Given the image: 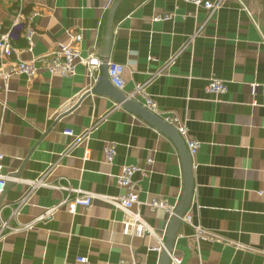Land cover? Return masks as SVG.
Listing matches in <instances>:
<instances>
[{
  "label": "crops",
  "instance_id": "0c3cea01",
  "mask_svg": "<svg viewBox=\"0 0 264 264\" xmlns=\"http://www.w3.org/2000/svg\"><path fill=\"white\" fill-rule=\"evenodd\" d=\"M114 1L0 0L5 29L22 16L21 26L12 29L16 51L5 66L45 54L58 42L102 59ZM28 25L36 29L31 50ZM110 61L125 65L126 95L136 82L144 83L157 114L176 115L188 137L199 141L184 216L218 237L199 239L183 216L172 254L181 264H264V193L258 191L264 179V0H221L213 14L187 0H124L115 16ZM215 78L227 83L226 92L207 89ZM89 82L83 63L73 76L42 68L32 78L14 73L7 84L0 79V163L10 176L0 194V227L2 219L10 223L0 236V264H63L80 255L92 264H161L157 236L125 233L129 215L100 197L75 212L63 205L33 228L23 227L68 193L33 189L27 180L47 173L52 184L120 195L126 192L119 183L122 167L134 164L143 202L135 209L159 235L166 234V210L145 202L179 203L185 167L176 140L104 91H90ZM66 128L74 135L64 134ZM112 144L116 156L109 163L105 148Z\"/></svg>",
  "mask_w": 264,
  "mask_h": 264
},
{
  "label": "built area",
  "instance_id": "2783aa9c",
  "mask_svg": "<svg viewBox=\"0 0 264 264\" xmlns=\"http://www.w3.org/2000/svg\"><path fill=\"white\" fill-rule=\"evenodd\" d=\"M193 2L197 6L204 5L210 10V14H213L220 6L221 0L217 2L211 0H187ZM21 14L16 16L13 24L10 28L5 29L3 24L0 23V79H3L6 84L10 80L14 73L26 74L29 78L34 77L39 70L42 68L47 69L51 74H59L62 76H73L77 72V66L79 63L86 64L88 66V75L90 78L89 90L91 91L97 84L99 79V67L102 64V59L97 54H90L84 56L81 51L73 44H67L65 42H58L57 45L49 52L41 54L39 56H34L30 59H19L17 62L7 65L6 59L9 58L15 51V47L12 42V29L17 26H21L22 18ZM168 17V16H165ZM160 16L156 17L159 19ZM36 29L32 25L27 26L26 40L28 42V47L31 50L34 46V35ZM82 40V34H77L76 41ZM125 71V65L109 61L108 75L111 82L120 90L124 89V79L123 73ZM207 89L210 92L224 93L227 91L228 86L224 80L215 78L212 79L208 85ZM129 97L137 99L138 96L143 97L145 100L142 101L143 104L153 112L154 110V100L146 93L145 84L141 82H136L133 90L128 94ZM159 115V114H158ZM161 116V115H160ZM167 122L173 124L181 136L185 139L187 148L191 156H195L199 149V141L188 137V130L186 125L181 122V120L174 114H168L161 116ZM89 130L85 133L88 135ZM66 135H74V130L71 128H66L64 130ZM90 151V150H88ZM106 159L109 163H112L116 156V146L115 144L109 145L105 148ZM3 158V154L0 153V160ZM140 167L134 164H127L122 167V172L119 177V183L122 187L126 189V192L120 195H99L92 192L83 191L80 188H72L70 185L52 184L46 180V174H43L41 178L37 180H27V182L34 189L39 186H51L54 188H62L68 190L67 195L52 208L45 211L44 214L35 218L34 220L28 222L23 227L33 228L38 220L44 219L52 215V213L63 205H67L69 211L75 212L79 206L90 207L94 197H100L115 207L120 208L129 215V219L123 222V230L125 233H134L138 236H142L145 233L154 234L158 238V244L154 247L159 251H163L165 248V233L158 234L157 231L151 226L142 216L139 209H135V206L141 205L143 202L139 198V194L136 190V183L134 180V175ZM264 178V170H263ZM10 179L9 174L2 172V164L0 163V194H2L7 186ZM26 181V180H25ZM32 191V189H31ZM260 194L264 193V179L263 186L258 190ZM27 196L21 200V204L26 201ZM152 210L164 209L173 213L176 206L170 203L167 199L161 198H151L145 202ZM184 220L190 222L195 230V235L199 239L215 240L217 239V234L205 229L201 225L193 224L190 215L184 216ZM9 220L1 221L0 236L9 228ZM92 264L87 256H77L75 262H64L63 264ZM139 264V263H132ZM171 264H181V257L171 253Z\"/></svg>",
  "mask_w": 264,
  "mask_h": 264
},
{
  "label": "water",
  "instance_id": "95a60500",
  "mask_svg": "<svg viewBox=\"0 0 264 264\" xmlns=\"http://www.w3.org/2000/svg\"><path fill=\"white\" fill-rule=\"evenodd\" d=\"M123 1L124 0H115L109 8L104 44L101 49L102 64L99 67L100 76L97 84L91 91H104L113 99H115L119 104H122L138 116L169 133L176 140L179 146L185 167V187L181 199L177 204L174 212L171 214L169 211H165V224L168 220L169 222L165 234V248L162 251L161 258V264H171V253L175 244L177 232L179 226L182 223V217L188 210L193 196L194 179L192 156L187 148L184 138L181 136V134L173 124L164 120L163 117L148 109L141 102L126 95L122 90L118 89L110 81L108 68L111 55V44L114 31L115 16L119 6L123 3Z\"/></svg>",
  "mask_w": 264,
  "mask_h": 264
}]
</instances>
